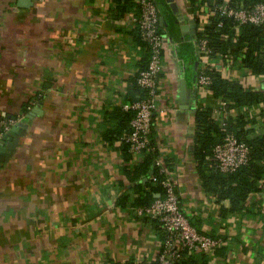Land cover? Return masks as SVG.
<instances>
[{
	"label": "crops",
	"instance_id": "obj_1",
	"mask_svg": "<svg viewBox=\"0 0 264 264\" xmlns=\"http://www.w3.org/2000/svg\"><path fill=\"white\" fill-rule=\"evenodd\" d=\"M156 1L165 38L150 133L158 159L190 222L224 241L208 264H264V187L231 210L204 185L211 158L201 164L195 156L198 109L213 108L218 121H250L253 137L264 131V101L224 105L201 87L207 8L197 16V0ZM134 15L121 14L115 0H0V119H16L0 137V264H142L162 249L160 224L133 205L148 178L132 181L127 169L142 154L127 160L121 138L105 140L117 125L110 113L132 101L148 62ZM191 20L196 33H182ZM207 59L223 77L264 92V74Z\"/></svg>",
	"mask_w": 264,
	"mask_h": 264
},
{
	"label": "trees",
	"instance_id": "obj_2",
	"mask_svg": "<svg viewBox=\"0 0 264 264\" xmlns=\"http://www.w3.org/2000/svg\"><path fill=\"white\" fill-rule=\"evenodd\" d=\"M156 1V0H155ZM196 2L195 0H192ZM196 10L199 13L205 12L200 7H206L209 13V21L201 26L198 38L205 37L211 50L209 57L221 56L224 59H230L234 63L247 68L252 74H264V22L261 24H239L233 18L220 13L218 8L221 5H229L235 8L249 9L264 0H197ZM119 11L135 10L139 15L140 9L136 0H115ZM157 2V1H156ZM160 9V8H159ZM162 29V27H161ZM138 37L140 42L148 49V45L142 41L140 31ZM150 56V54H149ZM149 61V57H148ZM148 63V62H147ZM147 65V64H146ZM145 65V66H146ZM206 73L211 78L209 90L212 95L224 103V105L244 107L257 105L264 101V92L256 91L244 87V85L235 78H225L222 73L216 69L207 66ZM137 77L133 82L132 101H136L144 96V92L138 86ZM228 106V107H230ZM134 112L125 110L123 107H116L110 113V118L115 119L117 125L105 133V140L110 144L120 140V138L131 129V121ZM225 128L233 132L240 140L249 146V159L246 165L241 166L233 173H223L215 168L213 160L209 166L210 174L203 178L204 185L208 191L216 194L218 200L229 199L231 210H236L244 206L249 197L263 190L264 187V131L256 136L249 137L253 132L247 128L250 121L242 117L227 118L223 121L215 119L213 108L198 109L196 112V123L198 133V144L195 149V156L201 164L208 161L213 155V148L224 138L225 131L222 129V123ZM121 149L125 152L127 160L132 158L129 146L121 142ZM158 148L155 146L150 137V147L143 151L142 160L138 161L132 168L127 169V173L132 181L142 180L147 177L148 180L136 186L137 196L134 198L133 205L137 207H146L151 205L158 193H163L162 180L165 179L166 173L160 171L156 165L158 159ZM208 165V164H207ZM144 185L148 189L144 188ZM223 246L212 252L195 251L190 254L184 253L181 260L176 264H208V254H222ZM162 250V249H161ZM159 251L157 258L151 263L142 264H160ZM113 264H138L133 261L125 263L114 262Z\"/></svg>",
	"mask_w": 264,
	"mask_h": 264
},
{
	"label": "built area",
	"instance_id": "obj_3",
	"mask_svg": "<svg viewBox=\"0 0 264 264\" xmlns=\"http://www.w3.org/2000/svg\"><path fill=\"white\" fill-rule=\"evenodd\" d=\"M136 2L140 13L134 15L132 20L134 26L140 31L142 41L148 45L150 56L147 65L139 71L136 79L144 96L124 105V109L133 111L134 115L131 129L121 137V141L128 144L132 155L139 156L150 147V133L154 112L157 108L158 80L163 69L165 38L161 29L160 9L157 2L155 0H136ZM218 10L239 24L258 25L264 22V2L249 9L221 5ZM207 20L209 21V17ZM199 52L204 55L202 58L204 64L199 69L198 84L208 89L211 78L206 73L205 63H207L211 50L205 37L199 39ZM15 124L16 119L13 117L1 118L0 137L8 133ZM222 129L225 131L224 138L213 148L211 160L217 170L223 173H233L247 164L249 146L233 132L228 131L224 122ZM156 165L160 167L162 173H165L159 159L156 160ZM161 184L163 186L161 196L156 197L151 205L140 208L142 214L157 221L163 230V246L159 263L176 264L185 252L188 254L195 251L212 252L222 246L224 243L222 238L208 235L190 222L181 207L173 180L166 176Z\"/></svg>",
	"mask_w": 264,
	"mask_h": 264
},
{
	"label": "water",
	"instance_id": "obj_4",
	"mask_svg": "<svg viewBox=\"0 0 264 264\" xmlns=\"http://www.w3.org/2000/svg\"><path fill=\"white\" fill-rule=\"evenodd\" d=\"M162 22H163V19L162 18H160V24H161V26H163V24H162ZM190 24V25H189ZM196 24H195V22H194V20H191L188 24H180V27H179V29H180V31L182 32V33H186L188 30H190V29H192L193 30V34L194 33H196ZM38 109L39 108H35L34 110H32V113H38ZM7 138V135H5V137L3 138V139H6ZM5 141V140H4ZM3 142V140H0V144ZM161 196V194L160 193H158L157 195H156V197H160Z\"/></svg>",
	"mask_w": 264,
	"mask_h": 264
}]
</instances>
